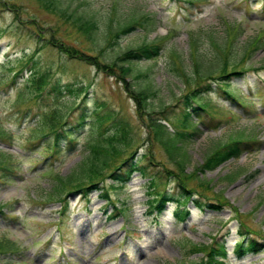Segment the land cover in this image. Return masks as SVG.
I'll return each instance as SVG.
<instances>
[{"label": "rangeland", "instance_id": "obj_1", "mask_svg": "<svg viewBox=\"0 0 264 264\" xmlns=\"http://www.w3.org/2000/svg\"><path fill=\"white\" fill-rule=\"evenodd\" d=\"M69 13L94 20L97 29L81 32ZM134 19L144 20V25L114 35L118 24ZM153 39L162 44L160 53L134 65L135 71L147 70L148 75L125 80L126 85L149 83L156 90L147 109L151 115H141L122 79L94 62L107 64L127 47ZM59 42L97 58L87 63L70 57L53 45ZM255 43L258 46L250 49ZM194 45L212 67L220 66L227 53L229 67L237 62L243 69L230 75L226 87L241 94L244 103L226 95L220 79L209 78L211 87L201 91V97L213 110L201 111L200 131L176 138L188 154L187 172L199 167L217 141L252 140L237 158L198 170V177L189 182L200 191L196 183L207 181L211 188L199 198L214 201L213 193L221 192L228 205L203 209L192 200L180 206L171 200L155 221L147 207L149 176L138 171L124 186L108 187L114 203H108L100 189L88 197L69 194L65 208L58 199H48L54 174L73 172L87 154L82 135L89 125L76 129L80 138L74 147L54 157H45L51 134L44 137L43 132L56 124L57 114H66L82 98L92 109L89 121L107 110L118 116L107 121V131L119 118L125 120L134 157L151 150L154 170H174L164 148L149 134L147 121L160 116L164 107L167 130L182 129L176 121L184 117L182 96L199 81L186 83L171 69L172 51L180 53L181 59L175 60L192 74ZM31 77L43 80L42 95L34 97L29 91ZM55 84L62 93L52 88ZM192 113V120L198 119ZM0 128L5 132L0 149L12 167L0 168V240L11 239L19 246L18 251L0 252V264H202L203 253H191L189 244L213 238L224 242L227 256L222 263L210 264H264V247L242 256L234 251L239 228H245L241 222L264 243V0H0ZM163 180L176 195L174 175ZM183 205L188 214L180 218L176 210Z\"/></svg>", "mask_w": 264, "mask_h": 264}, {"label": "trees", "instance_id": "obj_2", "mask_svg": "<svg viewBox=\"0 0 264 264\" xmlns=\"http://www.w3.org/2000/svg\"><path fill=\"white\" fill-rule=\"evenodd\" d=\"M59 9L65 11L62 8ZM68 16L73 19L78 29L85 34H91L97 29V24L92 19L74 16L72 13H69ZM143 21L141 19H136L135 21L128 20L120 23L113 33L117 37L126 34L134 30L138 25L142 27L144 25ZM149 21L150 20H148V22ZM62 43L63 42H59L60 45H53L60 47L59 49L63 50V52L70 57L82 59V61L84 60L87 63H91L89 59L97 58V56L90 55L84 50H75ZM256 46H258V44L255 43L249 48L253 49V47ZM161 48L162 44H160V42H155L154 39L146 40L135 46L127 47L120 53L115 54V58H111L112 61L107 64H103L100 60L94 62V64L99 63L102 65V70H106L108 71L107 73L122 79L125 87L129 90L130 96H132L136 102L138 114L141 115L150 114L147 109H149L151 104L150 99L155 96L156 90L153 89L149 83L143 85L129 83L126 85L125 80L127 79L129 82V80L131 81L135 76H147V70L135 71V62L139 59L155 58L160 53ZM172 52L171 69L176 71L177 75L183 77L186 83L190 82L193 78L199 81L196 86L188 89L182 96L185 104V110H183L184 117L181 119L176 117L177 125L182 127V129L175 130L174 132L167 130L163 122V120H166L168 117L166 115L167 110H165L164 107L159 110L160 116L148 117L147 127L149 129V134H151L164 148L171 161L175 164L174 170L169 169L168 166H162L163 168L159 167L158 172L154 170L155 160L151 150L143 152L139 157H134L135 150L134 148L132 149L134 142H132V138L128 134L126 128L127 124L124 122L125 120L119 118L115 123L114 129L107 131V121L118 116L114 115L112 111L107 110L103 115L96 114V119L89 121L92 109L87 106L82 98L72 105L71 109H69L66 114H57L56 124L47 125L46 127L49 130L43 132L44 137L51 134L48 140V149L47 153H45V157H54L60 154L64 149L74 147L76 141L80 138L76 129L85 124L89 125L86 133L82 135V142L88 147L87 154L73 172L65 176L54 174V184L47 193L48 199H58L61 204H64L63 208H65L68 203L69 194L81 193L84 197H88L93 189H100V193L106 197L107 202L114 203L107 193L108 187L124 186L131 174L138 171L141 175L149 176L147 192L150 196L147 199V207L148 212L154 214L152 218L155 221H158V214L165 208L167 202L171 200H174L179 206L186 203L188 200H192L195 206L203 209L205 207L217 209L223 205H228V201L221 192L213 193L212 199L214 201H210L209 198L207 200L199 198V195L207 196L204 190L211 188L207 181L199 180V182L196 183L202 186L200 191L195 188L193 184L189 185V182L198 177V170L203 171L205 169H211L231 157L237 158L243 151L248 149L249 143L252 140L246 139L245 141L238 137H231L224 141H217L206 152L203 162L199 167L187 172L185 167L188 154L185 150V146L177 143L176 138L177 136L189 138L201 130L197 125L200 118L203 116L201 111L212 109L211 102L205 97H201V91H205L211 87V83L208 80L209 78L220 79L224 84L220 86H222L221 88L225 94L244 103V97L241 94H239V97L235 91L226 87L230 85L228 82L230 75L240 74L243 69H239L236 66L237 62H234L232 64L233 66L229 67V57L227 53H224L220 66L212 67L210 66L211 64H207V62L203 60L204 55L200 53L198 48L194 45L190 51L194 69L192 70V74H189L183 64L180 65L179 63L178 65V62L175 60V58L181 59L180 53L174 50ZM246 54L248 53L246 52ZM217 69L220 70L216 71ZM42 84V79L31 77L29 81V91L33 93L34 97L43 94L45 89L43 88L44 86L42 87ZM52 88L57 90L58 93H62L59 85L55 84ZM79 91L78 89L77 92ZM21 98L22 100L24 99L22 96ZM143 109H145L144 112H142ZM150 109L154 113L156 112V110L152 109V106ZM192 112H194L198 119L192 120ZM51 119L54 120V118ZM201 121L206 123L204 120ZM4 135V130L0 128V137H4ZM6 159L7 155H4L3 150L0 149V168L9 171L12 167L9 164V160ZM170 175H172V177L174 175V178L177 179L179 191L176 195H172L168 192L165 186V180H163V177L168 178ZM107 179H109V183L107 182L108 184L105 185ZM195 193H198V196H193ZM114 207L119 212H121V209L123 210V208ZM1 208L2 206L0 205V211L2 210ZM176 214L178 217L184 218L188 214L187 206L183 205L181 209H177ZM240 227L245 228L244 230L239 228L240 237L237 240L234 250L238 256H242L247 251L257 252L264 247V243L255 238L253 233L248 231L242 222ZM189 246L188 249L191 253H203L202 258H200L202 264L222 263L227 256V249L224 242L216 238H213L210 243L190 242ZM18 249L19 246L13 240L7 238L0 240V252L18 251Z\"/></svg>", "mask_w": 264, "mask_h": 264}]
</instances>
